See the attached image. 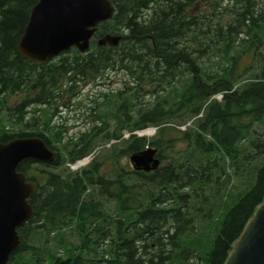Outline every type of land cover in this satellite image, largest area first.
<instances>
[{
  "label": "trees",
  "instance_id": "trees-1",
  "mask_svg": "<svg viewBox=\"0 0 264 264\" xmlns=\"http://www.w3.org/2000/svg\"><path fill=\"white\" fill-rule=\"evenodd\" d=\"M35 1L0 0V142L35 135L55 154L17 166L39 185L6 264H222L264 195V5L211 0L205 13L198 0H109L87 51L34 64L16 43ZM105 31L120 35L115 46L95 44ZM108 69L123 70L127 88L95 104L99 123L63 138L57 108ZM141 90L153 99L139 101ZM148 126L149 137L133 132ZM145 146L155 169L120 163Z\"/></svg>",
  "mask_w": 264,
  "mask_h": 264
},
{
  "label": "water",
  "instance_id": "water-1",
  "mask_svg": "<svg viewBox=\"0 0 264 264\" xmlns=\"http://www.w3.org/2000/svg\"><path fill=\"white\" fill-rule=\"evenodd\" d=\"M108 0H36L20 34L16 50L34 64L46 62L61 51L74 46L78 51L88 48L98 22L111 16ZM120 36L105 32L96 45H116ZM153 148L129 154L135 170L149 171L158 165ZM54 153L37 136L16 137L0 142V264H6L10 252L18 244L16 228L33 215L28 197L37 183L27 180L16 170L24 159L50 162ZM222 264H264V196L240 234L232 242Z\"/></svg>",
  "mask_w": 264,
  "mask_h": 264
},
{
  "label": "rangeland",
  "instance_id": "rangeland-1",
  "mask_svg": "<svg viewBox=\"0 0 264 264\" xmlns=\"http://www.w3.org/2000/svg\"><path fill=\"white\" fill-rule=\"evenodd\" d=\"M256 1L259 7L264 5V0ZM218 2H222L224 5H227V2L231 3L230 0H218ZM210 3L211 0H198L191 6L195 11L199 9L207 13ZM228 19L229 17L225 13L221 14L220 20L222 24H225ZM247 62H249V56L247 54L241 55L238 59L237 66L240 67ZM129 79L130 77L123 70L108 69L103 70L93 79L86 78L83 81L76 82L73 88L75 92L74 96L70 97L69 100L66 101V107L57 108L52 119V124H60L62 126L64 130L63 138H65L67 136L77 135L79 132L89 128L91 125L99 123L98 120L92 119L89 114L90 112L97 111L95 104H101L102 107L104 105L103 94H107L109 96L111 92H116L119 89L123 91L122 88H127ZM143 87L150 88L151 86L143 85ZM150 94L152 93L148 91H139V101H141V99H153ZM29 109L31 111L32 107H29ZM29 114H31V112H28L27 116ZM117 116H119V113H117ZM108 123L109 125L114 123V117H112V115L108 116ZM124 131L125 130L122 131L123 134L125 133ZM119 161L125 166L129 165L127 155L121 156Z\"/></svg>",
  "mask_w": 264,
  "mask_h": 264
},
{
  "label": "bare ground",
  "instance_id": "bare-ground-1",
  "mask_svg": "<svg viewBox=\"0 0 264 264\" xmlns=\"http://www.w3.org/2000/svg\"><path fill=\"white\" fill-rule=\"evenodd\" d=\"M227 60V59H226ZM162 87V86H161ZM142 133L144 132V134L146 135H150L152 133V129L151 128H146L144 130L141 131ZM24 136H19V138H22ZM73 171V170H72Z\"/></svg>",
  "mask_w": 264,
  "mask_h": 264
}]
</instances>
